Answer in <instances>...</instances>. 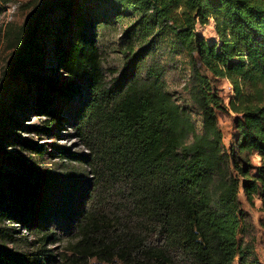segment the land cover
<instances>
[{"label": "trees", "instance_id": "16d2710c", "mask_svg": "<svg viewBox=\"0 0 264 264\" xmlns=\"http://www.w3.org/2000/svg\"><path fill=\"white\" fill-rule=\"evenodd\" d=\"M102 5L117 15L138 13L141 29L160 25L172 34L174 47L190 57L198 122L167 91L163 65L140 72L133 46L124 52L126 71L107 86L93 36L70 29L82 8ZM209 23L216 36L210 41L196 32L197 24ZM46 40L65 84L37 69ZM17 43L0 85V264H261L238 194L250 206L258 200L264 213V0H49ZM218 79L231 85L227 105ZM79 83L88 98L63 107L61 99ZM227 109L236 114L229 148L216 114ZM26 110L46 117L31 126L38 135L52 133L65 114L78 133L89 132L90 154L60 149V155L86 163L93 179L77 167L43 169L21 153L46 151L16 138L14 111ZM10 144L19 150L6 151ZM2 165L13 171L2 172ZM91 185L112 196L109 206L84 209ZM57 220L77 228L71 255L46 247ZM258 224L264 233V214Z\"/></svg>", "mask_w": 264, "mask_h": 264}, {"label": "rangeland", "instance_id": "374dc122", "mask_svg": "<svg viewBox=\"0 0 264 264\" xmlns=\"http://www.w3.org/2000/svg\"><path fill=\"white\" fill-rule=\"evenodd\" d=\"M49 0H14L10 5L0 4V85L3 82L2 72L7 64L14 58L20 44L17 43V35L23 36L30 26L35 12L41 10V7ZM83 13L78 14V23L71 26L73 31L80 28L81 31L90 33L99 48L102 57L103 75L107 86H112L115 78L126 71L129 56L124 53L127 46H133L136 52L137 65L140 72L152 63H160L165 68L166 89L171 92L178 102L190 112L192 118L198 122L200 113L190 100L189 76L191 74L190 57L184 52H178L172 41V34L160 25H153L149 28L143 27L145 20L141 16L129 10L127 14L117 15L108 6L102 5L86 10L82 8ZM93 19L94 22H93ZM136 21V22H135ZM134 27L125 34L129 25ZM137 27L135 28V26ZM64 29V26L62 27ZM196 32L208 41L216 39L213 24L196 25ZM45 53L43 61L37 65V69L43 75L56 79L59 84H65L68 77L61 73L54 64L51 57L49 44L44 45ZM43 66V69L41 67ZM216 85L223 102L227 105L232 96L231 85L225 79H218ZM117 89V88H115ZM89 92L83 83H79L76 92L71 97L62 98L63 107L73 108L81 100L87 99ZM29 106L32 105L28 103ZM217 121L222 130V142L226 148L235 137L234 119L236 114L231 110H218ZM14 119L20 121V126L16 127L15 135L19 140L35 141L41 144L45 149L42 156L32 153L27 149H20L21 153L28 159L36 162L43 169H50L55 173H61L72 167H77L79 172L86 175L87 178L94 177L86 163H79L68 157H61L60 149L68 150L71 153L90 154L91 149L88 146V133L76 129L71 115H62L61 124L54 129L52 133L36 134L31 128L33 125L40 124L45 116H36L31 111H24L23 114L14 111ZM199 124V123H198ZM91 143V142H90ZM19 144L4 145L6 151H18ZM253 163H257V158L253 157ZM2 172H12L13 168L1 166ZM93 179V178H92ZM96 186H89L86 197L82 202L85 210L99 209L103 206H109L113 201L108 192H99ZM96 194L94 199H89L90 195ZM238 197L241 201V207L246 213L248 221L251 223V234L254 236V253L257 259L264 264V233L259 227L258 221L263 216L260 208V202L254 200V205L250 206L244 199L242 191H239ZM63 220H57L52 223L53 240L46 241V247L53 253H66L71 255L72 251L69 245L77 241V228L62 224ZM64 223V222H63ZM14 227L20 231V234H27V230L22 226L15 224ZM20 236V235H19ZM29 239H34L35 234H28ZM91 264H104L96 259H91ZM237 264V263H236Z\"/></svg>", "mask_w": 264, "mask_h": 264}]
</instances>
